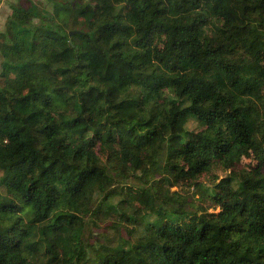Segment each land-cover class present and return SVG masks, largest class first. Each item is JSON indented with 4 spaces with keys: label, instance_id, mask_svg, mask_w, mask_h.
Segmentation results:
<instances>
[{
    "label": "trees",
    "instance_id": "obj_1",
    "mask_svg": "<svg viewBox=\"0 0 264 264\" xmlns=\"http://www.w3.org/2000/svg\"><path fill=\"white\" fill-rule=\"evenodd\" d=\"M92 1L0 34V264H264V0Z\"/></svg>",
    "mask_w": 264,
    "mask_h": 264
},
{
    "label": "rangeland",
    "instance_id": "obj_2",
    "mask_svg": "<svg viewBox=\"0 0 264 264\" xmlns=\"http://www.w3.org/2000/svg\"><path fill=\"white\" fill-rule=\"evenodd\" d=\"M88 2H93L92 0H87ZM15 7H26L30 8L35 12L44 13L51 15L53 13V4L49 0H0V34L7 31L9 26V17L12 13V8ZM37 19L32 18V21L35 22ZM0 63V74L1 70ZM18 78L17 72L11 71L6 76L0 75V87L6 83L14 81ZM186 128L188 130H197L198 125L193 119H189ZM258 165V161L253 156L249 148H245L244 154L240 160L239 168L250 169L255 168ZM230 172V169L219 166L218 164L214 165L209 171L202 173L196 179L191 180L190 182L173 185L170 188L171 192H178L183 196L189 197L195 204H201L208 212L217 213L220 211L219 206H215L207 198L201 197L205 196L207 190L220 182L222 178ZM132 185H139V182L132 180ZM194 183V184H193ZM94 232H106L111 236H115L120 233L114 224L110 223H97V227L93 229ZM117 263L122 261V254H114L111 256Z\"/></svg>",
    "mask_w": 264,
    "mask_h": 264
},
{
    "label": "water",
    "instance_id": "obj_3",
    "mask_svg": "<svg viewBox=\"0 0 264 264\" xmlns=\"http://www.w3.org/2000/svg\"><path fill=\"white\" fill-rule=\"evenodd\" d=\"M71 33H73V32H71Z\"/></svg>",
    "mask_w": 264,
    "mask_h": 264
}]
</instances>
